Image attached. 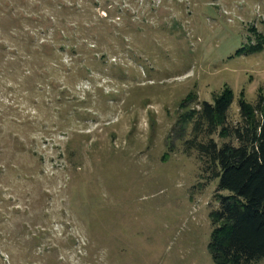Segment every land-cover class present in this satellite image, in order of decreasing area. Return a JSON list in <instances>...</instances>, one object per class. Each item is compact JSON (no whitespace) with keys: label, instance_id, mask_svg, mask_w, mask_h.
<instances>
[{"label":"rangeland","instance_id":"rangeland-1","mask_svg":"<svg viewBox=\"0 0 264 264\" xmlns=\"http://www.w3.org/2000/svg\"><path fill=\"white\" fill-rule=\"evenodd\" d=\"M259 33L264 0H0V264H215L181 118L264 94Z\"/></svg>","mask_w":264,"mask_h":264},{"label":"trees","instance_id":"trees-1","mask_svg":"<svg viewBox=\"0 0 264 264\" xmlns=\"http://www.w3.org/2000/svg\"><path fill=\"white\" fill-rule=\"evenodd\" d=\"M240 48L261 51L264 34ZM193 96L189 93L184 100ZM233 99V89L226 86L214 102L189 109L181 118L185 128L191 123V136L184 144L185 150L197 151L207 178L218 180V206L210 212L212 259L215 264H256L264 258V94L260 92L254 103L243 95L239 98L236 123L228 119ZM218 131L226 139L220 144L214 138Z\"/></svg>","mask_w":264,"mask_h":264}]
</instances>
